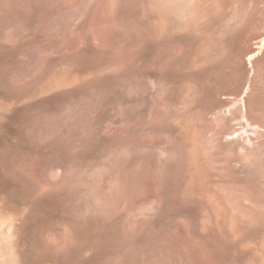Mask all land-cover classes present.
<instances>
[{
  "label": "rangeland",
  "instance_id": "obj_1",
  "mask_svg": "<svg viewBox=\"0 0 264 264\" xmlns=\"http://www.w3.org/2000/svg\"><path fill=\"white\" fill-rule=\"evenodd\" d=\"M56 256L264 264V0H0V264Z\"/></svg>",
  "mask_w": 264,
  "mask_h": 264
},
{
  "label": "bare ground",
  "instance_id": "obj_2",
  "mask_svg": "<svg viewBox=\"0 0 264 264\" xmlns=\"http://www.w3.org/2000/svg\"><path fill=\"white\" fill-rule=\"evenodd\" d=\"M55 258V260L56 261H58V263L57 264H60V260H59V258L56 256V257H54ZM66 260V259H65ZM69 260H72V257H71V255H69Z\"/></svg>",
  "mask_w": 264,
  "mask_h": 264
}]
</instances>
